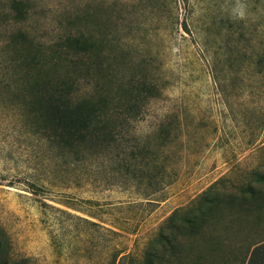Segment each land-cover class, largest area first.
<instances>
[{"label":"rangeland","instance_id":"374dc122","mask_svg":"<svg viewBox=\"0 0 264 264\" xmlns=\"http://www.w3.org/2000/svg\"><path fill=\"white\" fill-rule=\"evenodd\" d=\"M68 38L81 52L42 56L40 86L72 76L74 101L100 102L76 147L42 128L20 67ZM261 177L264 0H0V225L12 260L190 264L198 234L264 233ZM250 192L262 209L241 205Z\"/></svg>","mask_w":264,"mask_h":264},{"label":"trees","instance_id":"16d2710c","mask_svg":"<svg viewBox=\"0 0 264 264\" xmlns=\"http://www.w3.org/2000/svg\"><path fill=\"white\" fill-rule=\"evenodd\" d=\"M73 39L68 38L65 43L55 46L37 47L35 55L30 56V59L27 57L28 60L25 59L24 63L20 65L21 73H24L25 77L32 80L29 86L35 95L33 107L40 116L38 119L43 124L42 128L49 132V136L54 141L68 147H76L81 142H85L94 131L100 102L95 103L93 98H83L74 101L72 93L76 79L72 76L67 79H60L58 83L48 85L44 83V86L41 87L40 85L43 83L40 81V73L46 63L42 62L40 58L44 55L59 57L58 55H61L62 49L81 52L79 42ZM52 61L55 60L50 58V62ZM71 61L70 58L66 59L69 67L71 66ZM261 179L264 181L263 177ZM250 196L251 200L244 201L241 205L252 206L256 210L262 209V202L254 205L256 201L254 192H250ZM246 243L252 247V250L248 253L246 264H264V233L260 237H249ZM10 249L9 237L0 225V264H25L23 260L17 262L12 260L10 258Z\"/></svg>","mask_w":264,"mask_h":264},{"label":"crops","instance_id":"0c3cea01","mask_svg":"<svg viewBox=\"0 0 264 264\" xmlns=\"http://www.w3.org/2000/svg\"><path fill=\"white\" fill-rule=\"evenodd\" d=\"M197 236L203 239L198 248L202 254L194 255L190 264H246L248 253L252 250V247L247 245L246 241L249 237H255L254 235L247 236L244 231L240 230L230 235L201 233ZM256 236L260 237V235ZM227 239L235 241L230 248L227 247L226 242L222 243Z\"/></svg>","mask_w":264,"mask_h":264}]
</instances>
